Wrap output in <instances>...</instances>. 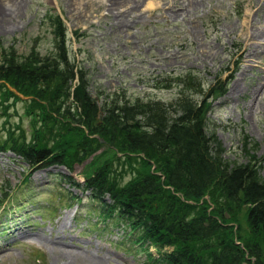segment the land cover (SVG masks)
Here are the masks:
<instances>
[{
  "label": "rangeland",
  "instance_id": "1",
  "mask_svg": "<svg viewBox=\"0 0 264 264\" xmlns=\"http://www.w3.org/2000/svg\"><path fill=\"white\" fill-rule=\"evenodd\" d=\"M17 1L13 11L11 0H0V63L13 54L31 64L34 57H48L62 68L54 37L58 17L68 63L85 77L101 114L114 104L202 101L205 131L217 139L224 163L253 164L264 181V80L254 97L247 96L249 90L232 92L234 84L246 87L255 79V71L241 79L236 44L245 45L240 27L247 22L263 25L264 0H136V6L133 0ZM26 88L0 81V147L37 143L34 137L44 144L52 143L50 136L68 141L76 132L78 145L67 155L82 161L72 170L59 165L32 170L8 150L0 153V264H159L149 259L158 257L156 249L135 245L124 222L102 220L99 205L60 177L82 183L102 168L122 187L143 172L141 157L102 139L87 148L98 136L74 123L80 109L64 87L40 86L39 97L37 88ZM82 149L87 152L81 155ZM67 192L82 201L73 203ZM187 203L217 213L224 225L219 238L249 236L247 206L230 207L216 190ZM216 242L203 246L214 249Z\"/></svg>",
  "mask_w": 264,
  "mask_h": 264
},
{
  "label": "trees",
  "instance_id": "2",
  "mask_svg": "<svg viewBox=\"0 0 264 264\" xmlns=\"http://www.w3.org/2000/svg\"><path fill=\"white\" fill-rule=\"evenodd\" d=\"M55 20L58 24L54 27V37L63 67L48 57H34L31 64L11 54L0 63V81L16 88H37V97L39 92H44L40 86L64 87L63 94L68 100L72 98L80 109L74 123L84 126L89 135L98 136L88 141L87 148L102 139L123 153L139 155L143 169L122 187L110 181L102 168L82 183L70 175L60 176L61 180L85 193L92 203L96 202L102 220L124 222L135 245L148 244L156 249L158 257L149 258L154 263L264 264V181L253 164L229 168L224 163L217 139L205 131L207 105L184 97L169 106L160 102L114 104L101 114L89 95L85 77L80 71L74 73L68 63L66 31L59 18ZM73 81L77 84L70 94ZM43 117L50 115L45 113ZM75 130L82 132L74 127ZM71 134L68 141L50 136L47 141L51 144L34 137L37 143H18L9 149L0 147V153L8 150L32 170L53 165L72 170V164L82 160L67 155L69 149L78 145L76 132ZM86 152L82 149L80 154ZM210 190L220 193L230 207L247 206V238L241 235L235 241L227 236L219 238L224 225L217 213L208 214L205 208L187 203H198ZM67 196L73 203L82 201L71 192ZM213 239L217 241L214 249L203 246Z\"/></svg>",
  "mask_w": 264,
  "mask_h": 264
},
{
  "label": "bare ground",
  "instance_id": "3",
  "mask_svg": "<svg viewBox=\"0 0 264 264\" xmlns=\"http://www.w3.org/2000/svg\"><path fill=\"white\" fill-rule=\"evenodd\" d=\"M133 3L134 6L137 5V1ZM176 0H171L170 2L176 3ZM12 4L14 5L13 11L16 9V5L18 4L17 0H11ZM177 2L176 4H178ZM2 8V9H1ZM0 9L2 11V15L4 14L3 6L0 4ZM259 11V8L256 7ZM240 29L244 32L245 36V45L240 46V44H236L239 48V57H241L239 61V69L241 72V79L244 80L247 76L248 71H255L256 75L253 82H249V85L241 87L238 84H234L232 92L235 95H239L242 93H246L247 96L254 97L261 86L262 81L264 80V23L263 25L257 26L252 21L247 22L246 26L240 27ZM198 55L203 56L202 52H197ZM158 61V60H157ZM237 83V82H236ZM242 85V83H241ZM251 107H253V111H255V105L251 103ZM43 239V237H38V239ZM97 264H100L98 262Z\"/></svg>",
  "mask_w": 264,
  "mask_h": 264
}]
</instances>
